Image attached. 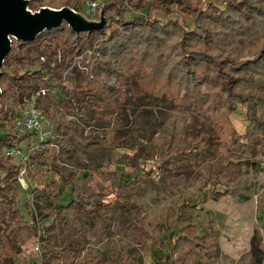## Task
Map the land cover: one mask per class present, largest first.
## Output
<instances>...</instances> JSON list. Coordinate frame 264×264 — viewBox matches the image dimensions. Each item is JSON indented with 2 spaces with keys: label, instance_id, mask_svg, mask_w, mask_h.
Returning a JSON list of instances; mask_svg holds the SVG:
<instances>
[{
  "label": "rangeland",
  "instance_id": "obj_1",
  "mask_svg": "<svg viewBox=\"0 0 264 264\" xmlns=\"http://www.w3.org/2000/svg\"><path fill=\"white\" fill-rule=\"evenodd\" d=\"M77 1L71 9L88 20L98 21L102 9L107 27L92 49L65 53L62 42L72 45L76 37L65 29L45 31L39 44L12 43L1 69L9 75L1 81L7 90L4 105H14L13 96L22 92L18 86L24 80L12 78H30L32 94L46 92L36 95L35 106L53 118L56 134L64 137L46 158L26 164L25 185L15 184L23 219L47 227L51 211L77 196L102 194L106 205L76 213L62 235L57 230L58 242L64 241L74 259L65 262L62 255L51 264H121L124 259L133 264H264V103L251 109L234 100L236 111H225L223 94L203 83L197 58L253 61L264 45V0H254L251 12L230 0H111L93 16L87 0ZM62 2L34 5L35 10L59 9ZM147 5L150 15L143 17ZM119 16L132 24L122 25ZM37 70L46 77L33 79ZM253 70L261 82L264 67L256 64ZM5 132L23 137L19 147L32 154L26 133H14L9 121L0 127V135ZM193 141L203 143L198 159L163 166L167 154L174 158L175 148ZM0 165L23 166L20 157L5 155ZM217 169L221 173L213 187L208 179ZM225 189L222 199H210ZM183 202L197 207L191 219L201 239L173 254L161 243L172 232L178 235L172 206ZM6 208L0 202V264L26 259L41 264L47 243L31 236Z\"/></svg>",
  "mask_w": 264,
  "mask_h": 264
},
{
  "label": "trees",
  "instance_id": "obj_2",
  "mask_svg": "<svg viewBox=\"0 0 264 264\" xmlns=\"http://www.w3.org/2000/svg\"><path fill=\"white\" fill-rule=\"evenodd\" d=\"M44 0H29V8L34 9L36 5L34 3H43ZM236 3L237 6L243 8L247 12H251L254 10L253 2L254 0H230ZM61 3V2H60ZM76 3L78 4L77 0H63L62 4H60V7L63 6H69L70 8L76 7ZM215 6V8L223 9L225 10L226 5L219 6L218 3L212 2ZM212 4V5H213ZM57 6V4H51ZM150 8L147 5L146 6V14L143 17H147L150 15ZM141 17L140 19H142ZM118 22L120 21L123 23L122 25H130L132 23L124 21L123 16H119L117 18ZM107 27L104 26L101 29H95L88 32H74L71 29L64 26L55 28L51 30L52 32H60L64 30L67 34H70L71 36L76 37L75 43L72 45L68 44V41L64 40L62 42V45L64 46V52L65 53H71L73 49H77L80 47H87V49H92L94 46V43L98 41V36L102 35L103 30ZM50 32V33H52ZM45 32L39 34L33 41L26 42V43H20V45L25 46H32L34 44H39V40L44 36ZM49 33V32H48ZM84 39L85 42H81L80 40ZM13 44L16 43V41L12 42ZM13 47V46H12ZM12 47L7 54L3 65L5 66L7 63V59L9 58V55L12 51ZM193 57L189 58L192 59ZM200 61L204 74L206 76L207 82H203L204 84L210 83L214 87H216L217 91L223 94L224 102H227V105L224 106L225 111L228 113H233L236 111V107L231 105L234 100H236L237 103L241 105H245L246 108L253 109L254 106L263 104L264 103V78L262 81H258L255 78L253 67L256 64L261 65V67H264V45L261 47V49L258 51L257 56L254 58L253 61L250 60H238L234 58H223V59H217L209 54H204L201 57H197ZM35 76L33 79H38L39 76L41 78L46 77L44 72L42 70H37L35 72ZM9 78V75L6 72L2 71V75L0 77V87H1V96H0V120L2 123L0 124V127L8 122L10 118L15 114L16 109H14V106L16 103H22L24 100L22 99L21 95L24 94L25 98H29L32 94L31 88H32V81L29 79L25 80V77L21 78H12V80H24L18 87L22 90L20 94H17V96H13L14 105L12 106H6L4 105L3 98L7 94V90L4 89V87L1 86V81L4 78ZM31 77V76H27ZM32 79V78H31ZM30 80V81H29ZM36 81V80H34ZM203 84V85H204ZM258 92L263 93L261 96ZM256 94V95H254ZM217 98V96H216ZM207 106V105H206ZM13 107V108H12ZM208 107V106H207ZM228 115V114H227ZM249 122L251 120L249 119ZM250 124V123H249ZM57 140L61 144L64 142V137L61 133L57 134ZM27 137V136H26ZM23 137H19L17 135H11L9 133H4L0 135V159L1 157L4 158V151L7 147L18 145L21 140H23ZM203 145L201 141L191 142L188 146L184 148H175L171 153V155H175L174 158H169V154H167L163 162V166H167L168 164L176 163L180 160L186 159V160H192V159H198L199 156H197L196 151L199 149V147ZM49 150V148L44 149L43 151L36 152L29 158V164H31L33 161H35L39 157H47L46 152ZM179 157V158H178ZM7 158V157H6ZM11 159V158H8ZM230 162V161H229ZM231 163V162H230ZM229 163L225 164L224 166H228ZM161 169L160 167H158ZM158 169V170H159ZM4 171V176L0 178V202L6 204L7 212L10 214L12 213L13 217L15 219L22 220L23 223H25V227L27 231L30 233L31 236L36 237L38 239H41L42 241H45L48 245V250L45 251L40 256V263L41 264H51L53 260H58L60 256L63 255L65 262H70L74 259V255L71 254L70 250L64 244L63 242H58L57 240V230H59V234H63L64 230L70 225L71 221L73 220L74 216L78 212H84L86 208L95 207L103 208L106 205L102 202V194H96V195H89V196H77L76 199L71 200L68 204L64 206H57V208L53 209L50 214L53 215L51 218V222L49 226L47 227H38L33 225V223H27L21 213L20 210L17 207L16 204V192L17 188L15 184L17 183V173L18 170L15 169L14 166L10 165L8 167H5L4 165H0V171ZM216 171V172H215ZM214 174H212L208 179V184L215 187L218 185V176L221 173L220 169L215 170ZM152 172L148 173V176H151ZM176 176V175H174ZM126 181L121 183L117 186V188L125 186ZM33 192L38 193L39 190L36 188L33 189ZM227 190L224 191H214L212 195H210V199L213 201H219L222 199L226 194ZM172 209L174 210L175 217L171 219V222L174 223L175 227H178V235L176 233L172 232L168 238L164 241H162V247L167 248L170 250L171 253H178L180 246L185 243L193 242V240L201 239V237L196 236V230L197 227L194 223V221L191 219L192 216H194L195 211L197 210V207L193 205L190 202H183L181 205L172 206ZM21 222V221H20ZM6 244V243H5ZM59 245L60 252L56 251V247ZM10 246V245H9ZM8 247L4 245L3 248ZM11 249V248H10ZM10 253V254H9ZM7 254L10 257L9 259L14 258L15 251L13 249L8 250ZM61 254V255H59ZM6 258L5 256H2ZM37 262H30L26 259L23 264H34ZM5 264V263H2ZM99 264V263H96ZM104 264V263H101ZM121 264H133V261L130 259H124ZM195 264V263H192Z\"/></svg>",
  "mask_w": 264,
  "mask_h": 264
},
{
  "label": "water",
  "instance_id": "obj_3",
  "mask_svg": "<svg viewBox=\"0 0 264 264\" xmlns=\"http://www.w3.org/2000/svg\"><path fill=\"white\" fill-rule=\"evenodd\" d=\"M28 7L29 0H0V77L13 40L19 43L31 42L39 34L62 24L74 32L101 29L105 24L102 9L99 11V20L92 21L67 6L59 9L40 7L35 11Z\"/></svg>",
  "mask_w": 264,
  "mask_h": 264
},
{
  "label": "built area",
  "instance_id": "obj_4",
  "mask_svg": "<svg viewBox=\"0 0 264 264\" xmlns=\"http://www.w3.org/2000/svg\"><path fill=\"white\" fill-rule=\"evenodd\" d=\"M109 1L111 0H87L85 4L88 12L93 16L103 3ZM45 93V90H40L36 95H45ZM36 95L32 94L29 98H26L16 108L15 114L9 120L14 133H26L28 145L33 143L30 146V153L32 154H28L29 152L25 153L19 145L7 147L4 151V155L7 158L20 157L23 166L18 170L17 183L21 185H25L26 164L29 162L30 156L55 146L58 136L53 118L35 106ZM1 123L2 121L0 120Z\"/></svg>",
  "mask_w": 264,
  "mask_h": 264
}]
</instances>
